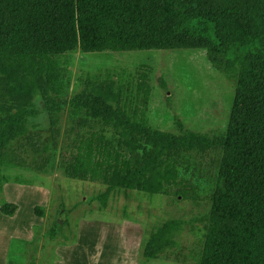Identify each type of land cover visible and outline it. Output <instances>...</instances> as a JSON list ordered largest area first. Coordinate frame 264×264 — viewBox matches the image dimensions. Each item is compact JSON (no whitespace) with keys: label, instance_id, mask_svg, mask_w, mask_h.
Here are the masks:
<instances>
[{"label":"trees","instance_id":"16d2710c","mask_svg":"<svg viewBox=\"0 0 264 264\" xmlns=\"http://www.w3.org/2000/svg\"><path fill=\"white\" fill-rule=\"evenodd\" d=\"M149 50H202L213 68L236 79L226 130L208 137L179 120L178 136L152 128L149 66L137 71L134 92L117 88L112 76H80L82 91L68 107L64 174L104 185L97 200L105 208L116 190L155 196L176 188L185 155L214 153L218 185L197 264H264V0H0V167L42 172L57 151L65 54ZM36 97L47 143L26 125L38 114ZM9 205L0 212L12 215ZM181 228L179 220L162 223L141 258L156 260L175 247Z\"/></svg>","mask_w":264,"mask_h":264},{"label":"rangeland","instance_id":"374dc122","mask_svg":"<svg viewBox=\"0 0 264 264\" xmlns=\"http://www.w3.org/2000/svg\"><path fill=\"white\" fill-rule=\"evenodd\" d=\"M62 60L68 76L57 151L42 172L0 167V206L8 203L6 210H14L12 215L0 212V264H197L210 197L218 185V156L185 155L176 188L155 196L116 190L103 208L97 195L106 187L70 179L61 166L63 143L71 127L69 101L82 91L78 78L84 75L112 76L117 88L134 92L137 71L145 65L152 68L150 126L178 136L179 120L186 130L213 137L227 128L236 79L213 68L202 50L74 51ZM34 103L38 114L28 118L26 125L47 143L48 120L40 98ZM106 103L115 108V102ZM173 219L182 222L175 247L145 262L141 258L144 242L158 226ZM54 224L56 235L50 237Z\"/></svg>","mask_w":264,"mask_h":264}]
</instances>
